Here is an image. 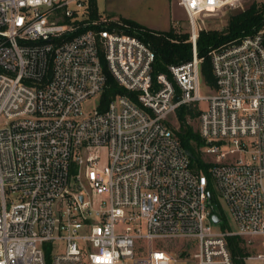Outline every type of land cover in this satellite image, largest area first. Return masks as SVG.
Listing matches in <instances>:
<instances>
[{"label":"built area","instance_id":"1","mask_svg":"<svg viewBox=\"0 0 264 264\" xmlns=\"http://www.w3.org/2000/svg\"><path fill=\"white\" fill-rule=\"evenodd\" d=\"M178 2L192 55L154 77L151 46L89 0H0V264H46V243L51 264H233L231 235L264 264V18L208 51L202 94L200 22L241 2ZM108 76L123 93L102 104ZM181 105L207 172L164 123ZM209 179L234 229H214Z\"/></svg>","mask_w":264,"mask_h":264},{"label":"trees","instance_id":"2","mask_svg":"<svg viewBox=\"0 0 264 264\" xmlns=\"http://www.w3.org/2000/svg\"><path fill=\"white\" fill-rule=\"evenodd\" d=\"M90 17L97 18L98 8L96 0H89ZM264 3H252L248 8L231 16L228 20L225 31L217 30H200L196 39L197 56L201 58L200 74L203 84L209 88H214L215 80L211 70L210 57L208 51L225 42L237 39L245 34L255 31L263 22ZM120 21L128 24L130 32L137 34L141 39L148 43L155 52L153 62V76L158 73H167V65L179 63L191 58L192 46L188 41V33L179 34L173 29L169 30H153L143 26L142 24L132 20L123 18ZM113 22L111 23V25ZM116 93H123V90L116 84L111 76H108V86L101 94L102 104L114 96ZM177 120L180 123V131H173L181 146L190 151L189 157L190 167L197 170L207 169L211 165L210 162L204 161L199 151V144L203 141L198 132L193 131L192 127L186 123V117H196L198 111L191 105H181L176 111ZM208 190H210V179L208 182ZM213 204V211L220 216V209ZM228 247L231 253L233 264H246L245 258L248 250L245 246L244 238L238 235L227 237Z\"/></svg>","mask_w":264,"mask_h":264},{"label":"rangeland","instance_id":"3","mask_svg":"<svg viewBox=\"0 0 264 264\" xmlns=\"http://www.w3.org/2000/svg\"><path fill=\"white\" fill-rule=\"evenodd\" d=\"M241 4L236 6H225L220 10L203 18L200 22L203 30H217L219 32L225 31L228 20L236 13L245 10L252 3L261 4L264 0H240ZM98 4V19L107 18L109 21L121 20L123 18L137 21L143 26L150 29H173L179 34L188 33V21L182 6L178 0H97ZM63 22V21H62ZM173 24V25H172ZM201 93L208 94L210 90L205 84L201 83ZM98 96L91 97L83 103L85 109L92 110L98 104ZM164 123L168 125L173 131H180V123L177 120L176 113L170 114ZM186 123L189 124L193 131L198 132V119L196 117H186ZM208 146L207 141H202L199 144V151L204 161H209L211 157L206 156L202 151ZM102 159L104 158V149L100 151ZM212 160V159H211ZM204 172V170H197ZM264 185V182H263ZM210 190L212 193V203L220 209L221 222L213 224L214 229H234V223L230 219L226 206L223 200L217 194L213 182L210 179ZM245 246L248 250V255L244 259L246 264H257L249 259L259 249L256 240H251L248 243L244 239ZM159 245L176 246L179 242L164 241L159 242ZM156 246V245H154ZM46 252V264H51L54 249L46 243L44 245Z\"/></svg>","mask_w":264,"mask_h":264},{"label":"water","instance_id":"4","mask_svg":"<svg viewBox=\"0 0 264 264\" xmlns=\"http://www.w3.org/2000/svg\"><path fill=\"white\" fill-rule=\"evenodd\" d=\"M211 13H206L205 16H209ZM177 95L174 96V100H177ZM186 154L190 157L191 153L188 150H185ZM208 196V200L210 201V194L209 192L207 193ZM211 219L214 223H218L220 221L219 217L217 216V214H212Z\"/></svg>","mask_w":264,"mask_h":264},{"label":"crops","instance_id":"5","mask_svg":"<svg viewBox=\"0 0 264 264\" xmlns=\"http://www.w3.org/2000/svg\"><path fill=\"white\" fill-rule=\"evenodd\" d=\"M96 3H97V0H96ZM179 3V2H178ZM97 7H98V4H97ZM132 19V18H131ZM135 21V20H134ZM137 22V21H136ZM173 25V24H172ZM168 28H164V29H155V30H166Z\"/></svg>","mask_w":264,"mask_h":264}]
</instances>
